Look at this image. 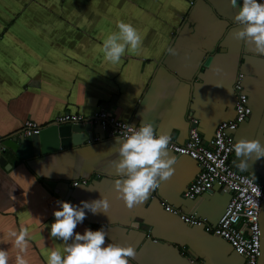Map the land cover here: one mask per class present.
<instances>
[{
  "label": "crops",
  "instance_id": "1",
  "mask_svg": "<svg viewBox=\"0 0 264 264\" xmlns=\"http://www.w3.org/2000/svg\"><path fill=\"white\" fill-rule=\"evenodd\" d=\"M236 11L230 0H0V134H18L26 120L46 126L64 113L107 111L134 125L151 121L178 142L188 138L191 114L208 141L235 116L234 82L242 72L252 112L233 140L264 143V56L232 36L241 27ZM118 21L133 25L141 42L111 63L102 41L118 31ZM86 133L83 143L38 156L30 140L17 151H0V251L7 264L18 253L28 264H46L47 252L73 243L50 235L57 201L79 205L101 194L109 200L107 213L86 209L74 234L104 228L105 243L134 246L128 264H245L225 239L165 208L219 221L231 193L214 185L195 199L184 195L200 171L197 160L169 150L176 157L172 176L128 208L113 187L117 139L99 125ZM238 159L233 153L235 169L264 183V158L249 159L244 170ZM22 227L20 253L11 233Z\"/></svg>",
  "mask_w": 264,
  "mask_h": 264
},
{
  "label": "clouds",
  "instance_id": "2",
  "mask_svg": "<svg viewBox=\"0 0 264 264\" xmlns=\"http://www.w3.org/2000/svg\"><path fill=\"white\" fill-rule=\"evenodd\" d=\"M233 7L238 6L234 20L241 25L232 32V36L253 48L254 52L264 56V0H230ZM118 31L110 33L102 41L101 52L106 61L116 63L121 56L138 48L141 37L130 23L118 21ZM175 54L174 48L168 49ZM118 159L110 161L114 169L113 181L116 195L128 208L143 203L150 191L156 189L162 181L174 173L176 157L168 149L169 134L158 130L151 121L142 120L135 128L127 127L123 137H117ZM237 166L247 169L249 159L264 158V143L258 137H241L232 144ZM59 207L53 211L55 220L50 224V235L73 243L61 249L50 250L46 254V264H128L129 258L136 255L131 244L118 242L105 243L104 228H85L83 233L75 232L78 223H82L85 210L95 214L97 211L107 213L108 197L101 194L99 199L82 200L79 205L67 200L57 201ZM137 225L133 223L132 228ZM14 243L20 253L26 250V230L22 227L17 233L13 231ZM0 264H7V254L0 251ZM15 264H28L23 255L17 254Z\"/></svg>",
  "mask_w": 264,
  "mask_h": 264
},
{
  "label": "built area",
  "instance_id": "3",
  "mask_svg": "<svg viewBox=\"0 0 264 264\" xmlns=\"http://www.w3.org/2000/svg\"><path fill=\"white\" fill-rule=\"evenodd\" d=\"M244 78L242 72H239L235 78L234 118L223 121L217 127L212 139L206 141L203 138L198 128L199 120L191 114L188 116L190 127L185 142H178L169 135V150L178 156L188 155L197 160L200 165L197 177L184 193L185 197L195 199L214 185H218L223 192L231 193V199L221 218L213 225L206 218L200 217L197 212H182L168 204H165V208L179 216L185 223L203 227L207 232L225 239L237 252L245 256V264H259L262 255L260 215L264 205V183L259 182L250 174L235 169L231 164V157L234 153L232 149L233 132L249 118L252 112ZM55 121L89 124L91 128L99 125L110 138H122L128 126L133 128L138 126L118 120L107 111H99L90 117L76 113H64L59 115ZM42 127L33 120H26L20 135L30 137L39 133ZM93 139L99 140L100 137ZM5 140L6 138L0 134V151L6 146ZM82 182L86 183L85 180ZM193 263L197 264V262Z\"/></svg>",
  "mask_w": 264,
  "mask_h": 264
},
{
  "label": "water",
  "instance_id": "4",
  "mask_svg": "<svg viewBox=\"0 0 264 264\" xmlns=\"http://www.w3.org/2000/svg\"><path fill=\"white\" fill-rule=\"evenodd\" d=\"M89 129H91L89 124L58 123L54 121L51 124L43 126L39 133L33 134L30 137L19 135L21 132L9 136L4 141V144L17 151L20 145L24 146L30 140L34 155L38 156L57 151L60 148L83 143L90 135L86 133ZM260 226L262 231V255L259 259V264H262L264 261V205L261 208Z\"/></svg>",
  "mask_w": 264,
  "mask_h": 264
}]
</instances>
